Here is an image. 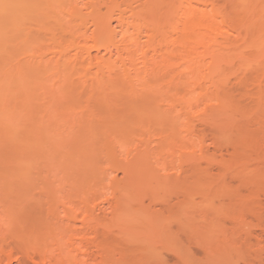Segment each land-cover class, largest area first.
Segmentation results:
<instances>
[{
    "label": "bare ground",
    "instance_id": "bare-ground-1",
    "mask_svg": "<svg viewBox=\"0 0 264 264\" xmlns=\"http://www.w3.org/2000/svg\"><path fill=\"white\" fill-rule=\"evenodd\" d=\"M81 1H83V4H85L84 0H0V57H1L0 60H2V62L0 61L1 62L0 64L1 66L0 67V119H2L1 122L3 123V124L0 123L1 124L0 127L2 126L5 127V132L8 135V137L9 136L12 137L13 133L15 134L14 136L17 137V138L12 137L13 139L9 137L11 139L9 142L13 140L12 143L13 142L18 143L20 139L19 143H21L22 148L20 147V144L18 143L19 145L18 149L21 148L22 150L21 149L20 150L23 152V156L20 155L22 158L21 159L20 157L17 158V161H19L17 162L18 164L15 163L13 165V168L14 166H16L15 168H17V166L19 165V169L17 168L16 170L13 169V170L8 171L9 173H11V175L7 174V172L4 176L3 174H0V176L1 175L3 176V177L1 176L0 180L2 181V179L4 178L3 182L0 181L1 182L0 185L2 183L4 184L6 183L5 185L3 184L0 186L2 188V189L0 188V194L1 193L3 194V195L1 194L0 199L2 198L7 201L9 197L10 198L12 197L11 200L9 199L10 201H12L11 204H14V201H16L17 203V200H18L17 196H16V200L14 198V196L18 193L17 190H19L20 187L21 189L22 188L28 189V187L31 188L30 186L32 183L34 187L38 185L36 188L37 191H39L38 194H41L42 191L43 193L45 192V194L43 195H46V193L48 194L47 189L46 191L40 190V189H45L47 187L45 186L44 188V182H45L44 176L45 175L43 174L44 175L43 176L41 172V175H42L41 177V175L38 173V171H42V169H44L45 166L43 165L45 164L41 165L42 167L40 166L41 170H39L37 166H36L37 167L36 169L34 164L37 165L39 164V162L41 163V161L44 160L43 158L39 156L37 157L36 156L37 153L43 154L45 150L49 151L48 147H47L48 149L47 148L44 149V147H46V145L49 144L48 143L45 145V142L47 141L48 138L45 137L44 134L45 132L49 130L48 128H51V126L47 128L48 130L46 129V126H44V123L46 122L45 119L43 118L44 114L42 115L43 117L40 118L43 120L41 121L38 120L39 122L34 118V114H35L34 108L35 107L32 105L36 100L35 98L37 97V96L35 97V94H36L35 91L36 92L40 90H41L40 92L43 91L44 93L43 95H45L44 98L46 96L48 98H52V97L54 98L55 96L60 97V95L61 97H69L72 94L75 95L76 94L75 92L73 93L69 92V89L71 91L75 89L74 84L76 82H73L75 78L72 79L75 75L79 76L78 79L80 83H82L84 86L85 84H88L89 87H91V90L88 91L90 93V96H89L90 99L91 98L95 99L96 96L97 97L99 96L100 98L101 97L106 98L111 95L121 96L124 91L123 86H122L123 76H125L124 79L127 78L129 80V85H130L129 89H131L130 90L131 92L128 91V93L130 92L129 95L127 92H126L127 93L126 95L135 97V100L136 98H139V97H141L140 100H143V99L145 100V99L152 97L153 95H155L156 98L157 96L158 98L160 97V99H162L163 97H167L169 99L168 101H170L169 102L170 104L166 105L165 103L164 105L166 106H163L162 104V106L160 107H158L157 105L158 108L155 110V112L153 111L154 112V115L152 114L153 117H151V120L148 118L150 122H146V124L154 122V124H156L157 126L159 125L160 127L162 126V124L165 123V120H167L168 116L170 115L169 113L175 112V115H176L174 116L175 119L171 118L173 121L170 120L171 129L169 128L170 130L168 129L166 130V131H169V133H167L166 131L163 132V130L161 129L162 131L161 133H159L158 137L156 139H153L151 138L153 137V135L150 136L148 133V130H149L148 128L142 129L146 127V124L141 123V126L139 127H142V128L141 129L139 128V129L141 131L143 130L142 132L146 131L148 135L150 136V138H147V137L142 138L143 133L140 131L141 135L138 132L139 138L131 139L129 137L131 140H126L125 139L126 138L125 136L127 135L126 133H128L129 135L130 131L128 132V130L129 129L132 130L131 128L134 127L133 126L134 123L132 124L127 123V122L123 123V121L125 120V118L123 119V117H125L123 116L124 115L123 109L117 111L111 108L115 112L112 110L110 111V113L113 112L111 114L112 115L111 118L113 121L111 120L110 123H108L107 126L109 127L106 128L107 130L105 129L106 131L104 130L103 133H101L102 131L101 132L98 131L99 132L98 133L92 127L93 131L91 130L92 132H88L92 134V137L91 135L87 134L88 135L87 137H89L90 141L85 138L87 142L89 141L91 143L88 142L89 145H83L85 147L84 148L82 147V149L80 148V150L78 151H76L77 150L76 146L77 145L79 146L80 144L75 145L76 149L72 148V149H75L74 150L75 153L78 152L77 154H79V156H83L81 157L84 160L83 164L86 163L90 165V167L93 166L90 169L98 168V167H94V163L95 164L97 163L95 162L98 159L97 157H100L102 154H104L103 156L107 159L106 161L112 163V164L109 163L110 165H113L112 168L110 166L111 170L120 169L125 174L126 177L128 178L131 177L129 179L130 182H131V179H132V183L135 181L133 183L134 184L133 186H131L132 184H130L132 188L136 185L138 179L142 180V181H139L138 185L141 182H143L142 184H145L146 181L144 180V178L146 180L151 178L152 181L154 180V182L156 181V183H158L157 185L167 186L169 185V183H167L169 179H170L169 181L170 183L171 181L176 183L177 181L176 176L179 175L178 179L181 178V181H183L182 179L185 177L187 179L188 176H189V179L190 177L196 179L195 181H197L196 183H198V186L196 189L199 192H208V191L213 192L214 191V192L221 193L222 191L225 190L224 193L222 192L223 194L228 195L229 193V195L233 196V194L236 192L237 195L234 194V197L235 195L237 197L239 193L237 189H234L235 192L231 194L230 192L232 191L231 188L230 189L227 188L230 186V184L226 182L228 178L224 179L227 176L231 175L232 177L233 176L232 174H234V177L238 178V180H240L239 178L241 177L242 178L241 180L244 181L242 182L244 185L246 182H248L249 184L250 183L254 184V181L256 180H259V181L262 180V183L259 181H256L255 185H257V183H259L260 185L264 184L263 183L264 177H262L264 176V174H262L264 170L260 172V170L264 169V166L261 165L263 167L261 166L259 167V165H257L258 163H256L257 159L259 160V157H260V156L256 157V155L258 154V148L260 146V145L258 146V144L260 143L262 144V141L258 143V141L261 140V139L258 140V137H260V135L264 137V135L261 133H259L260 134L259 135L257 132H255L259 135L257 137V135L253 133L255 130L252 132L249 131L251 130V128L248 129L247 123L249 122L248 125L250 126V123L253 122V120H255V119H251L252 121L251 122L249 121L250 116L252 114V111L250 109L251 106H249V104L248 105L246 104L247 106L242 105L240 102L241 100H238V98H240V93H242V95L247 96L245 97L246 99L248 97L250 98V99H247V100H250L249 102L253 104L254 102H256V107H255L256 109L254 112H256V110L258 109L257 112L260 110L259 112L261 113V108L262 106H264V0H165V4H162L161 7L156 2L158 1L163 2L164 0H149L148 2L146 1V4H140L142 1L137 0L136 2L142 5L141 7H144L143 5L148 6L146 7V9L149 8V10L144 9V12L138 3H136V5L138 4L139 7L135 9L133 8L134 7L133 4L135 3V0L134 2L132 0H126L129 4V7L131 6V3H133L132 11L139 12L141 10L140 13L141 12L145 13V11L146 13L149 12L148 15L146 14L147 16L145 17V18L150 17L148 18L149 20L147 19L148 23L145 19L143 21H146V22L141 21V23L142 22L147 23V25L145 24L146 25L145 27L144 26L137 27L138 25L137 23H139L141 16L139 15V13L137 12L135 13L131 11L133 14H135L134 17L138 19L140 18L139 21L136 23L137 25L135 24V28H133L134 34L130 30V28H132V23H130V20H132L131 19L132 17L130 18L129 16L127 17L123 16L124 15L123 12L125 13L126 11L124 10L122 11L120 9L122 7L118 9V11L120 10V12L116 14L115 17L117 18L115 17L112 18L111 14H114L115 12L111 13L109 15V18L107 16H106L107 18L106 17L102 18L103 14H106V13L101 12L100 16L102 17L99 16L100 17L99 18V17H96L97 15H95V14H98L96 13V9H95L97 8L95 6L99 4L97 2L98 0L94 2V4H91L93 2L91 1L90 4L93 5L95 8L93 7L92 9L91 7V9L89 10H91V13H92L91 15H94V16L90 17V18H93V19H89L90 21H88V19L86 20L90 22V24L92 23L91 24L93 27L92 29L90 26L88 28L87 26L86 27L81 26V28L78 26L75 33H73L75 34L76 38L73 37L74 38L73 39L71 36L72 38L71 41H66V42L64 41L65 44L61 40H58V39L56 40V37L54 39L51 38L53 42L54 40L56 42H54V44L53 43L50 44L51 46L53 45V47L50 48V50L52 49L53 50H52L51 56L49 55L48 58L45 54H43L44 50L41 49V47L40 49L43 51V52L41 51L42 52L41 55L38 54L39 52L37 53L39 49L38 50L32 49L34 47L30 46L31 44L30 39H32L33 41V38L31 36L32 34H30L31 31H29L30 23H33L32 27L36 26L35 28H37L38 26L39 27L37 28L39 29L38 31H41V29H45V26L46 28L48 27L49 29L56 31L54 30V28H56L55 26H58L59 27L58 30L61 29L63 33L64 31L68 33L67 30L69 26L71 25V23H73L74 21H76L79 24L84 22V21H81L82 19L79 18L81 17L82 14L77 12V7L78 5H80ZM105 2L111 5L112 4L111 2L113 1L110 2V0H107V1H104V4ZM95 3H98V4H95ZM116 3L117 2H115V4ZM115 4L111 6L115 7L116 6ZM81 6L80 8H82ZM87 7H90V5H88ZM136 14H138L140 17ZM82 17H84V15H82ZM128 17L130 18V20ZM125 18L128 20L126 21L129 23L125 22ZM143 18H144V15L142 19ZM51 19H52V22L50 21ZM76 19L77 20L80 19V20L77 21ZM47 20L49 21L50 24L48 23ZM114 20H117L116 22H117L118 28H115L113 26ZM51 24H53L54 27H51L50 26ZM82 27H85V28H82ZM72 29L75 30L73 26L71 30ZM47 33L48 32H46V34ZM54 33L55 32H53V35ZM89 34L91 35L93 40L92 38L89 37ZM77 35H79L78 38H77ZM142 36H145L144 38L146 39V41L143 42V39L141 40ZM88 37L90 38V40H92V42L95 40L93 42V44L95 43V45H92V46L96 48L98 47L97 45L101 46L100 44L103 41L102 43L103 45L101 47H104V48L98 47L97 49L99 50L96 56H93L91 53L90 49L93 47L91 46V48H89L87 46L88 41H89L87 39ZM34 40L36 41L37 45L34 44L33 42L32 43L33 46L34 45L38 46V43L41 42V40L39 41V39L38 40L34 39ZM100 40L102 41L100 42ZM104 40L106 41L104 42ZM47 47L48 46H46L45 49H47ZM70 49H73L75 51L74 54L72 55L70 54L69 52ZM100 49H104L105 53L101 54ZM50 50H48V52L45 51L44 53L47 52L48 54L49 52H51ZM19 52L20 54H18ZM124 53L129 54L128 56L130 59L128 58L129 60L128 62L123 61ZM22 55L24 56V60H25L24 64L27 65V68L24 65L26 68L24 70L26 71H23V70L16 71L17 70L16 66L18 64V62L16 61V58L18 56V59H19V57L21 58ZM67 59L71 60L70 61L72 65L71 67H69L68 65L67 66L63 65L62 62H64V60L66 61ZM22 61H23V58H22ZM22 61H20L19 66L20 65L22 66ZM45 65H47L49 69L53 65L54 72L52 74L50 73L51 75H49L50 76L49 79H48V75H46L47 73L45 74L46 76H43L44 78L47 77V79L45 78L46 81L48 80L51 83L53 81V84H51L52 87L51 88L49 87L48 89L47 86L45 87V84L42 85L43 83H40L42 81L38 80V83H40L41 85L37 84L36 85L37 88L33 87L34 89H32L31 87L37 83L35 82L37 81V78L33 76H36V77L39 76L38 78L40 79L41 72L42 71L45 72V69L47 68ZM41 67L43 68L39 70L38 68H41ZM133 68L136 72L135 73L136 76H134L135 74H133L134 73ZM37 69H38L37 74L39 75L36 74ZM44 72H42V74ZM253 73L257 74L255 75L256 76L255 78H257L255 82L253 79H250L253 77L254 75ZM137 74H141L142 76L138 77ZM132 75L135 78H133ZM231 77H233L234 78L233 80L237 82V85L239 86V87L237 86V88H239L238 90H242V91L237 90L239 93L235 91L233 87L229 85ZM249 79L252 82V84H249L251 83L249 82ZM160 81L161 83L163 82L165 84L164 85L160 84L159 83ZM30 85L32 86L30 87ZM250 85L251 86L253 85V90L251 91L248 88L250 87ZM72 86L74 87L73 90L71 89ZM76 86H81V84L80 85L77 84ZM45 88H47V90ZM56 88L58 89V91ZM108 89L112 90L113 93L109 94L107 91ZM86 90H81V92L85 93L87 92ZM79 94L81 93H78L76 95H79ZM120 98L121 97H119V100ZM245 98L243 99L242 97L240 99L245 101L246 100ZM251 99H253V101H251ZM138 101L139 100H137V102ZM168 101L165 100V102H168ZM244 101L242 103H245ZM137 102H134V103H137ZM140 102H142L143 103L142 106H144L145 102L143 101H140ZM108 104L110 103L108 102ZM114 105H116V101ZM136 105L137 104H135L132 110L135 111L138 108L142 109L140 106L136 107ZM148 105L149 103L147 104V106ZM178 108H180V111H177V114H176V110ZM124 110L126 111L127 109H124ZM130 111H131V108H130ZM143 111L145 110L143 109ZM137 112L138 111H135V113ZM120 113L121 115L117 117V115ZM142 113L140 114V112H138V115L139 114L144 115ZM133 115L134 113H132V116ZM90 116L91 114L89 115V117ZM130 116H131V113H130ZM255 116H258V114ZM91 117H94V116H91ZM107 118H109V116ZM109 119L107 120L109 121ZM128 120L129 119H127V121ZM252 124L257 125L254 123ZM262 124L264 123L262 122ZM198 125L199 126L201 125L209 126L210 129L211 128L213 129V130L211 129V131L215 130V132H212V134L214 133V136L211 135L213 136V138L211 137L212 138L211 140L212 142L214 141L215 146L217 148L224 147L227 149V151L231 149V151L227 152V154H229L228 157L230 156L229 158L224 157L222 154H221L222 157L219 155V158H217V154L216 156H213L210 153L209 154L205 153V151L208 152V150H205L206 147L204 145V142L206 141L205 139L198 137V134H199ZM107 126L104 125V127H107ZM3 127H2V130H3L2 132H4ZM149 127L150 129H152V126H149ZM8 129L13 133L9 132ZM205 130H208V129H205ZM50 131L48 132L50 133ZM7 132H9V134ZM201 132H204V130H202ZM71 133L72 131L69 132V134ZM132 133L134 134V131ZM145 136L146 135L144 134V137ZM202 136H204V133ZM176 137L178 138L180 137V140L183 141V143H181L180 145H177L179 148H177L176 145L174 144L175 140H177ZM91 138H92V141H91ZM204 138L206 137L204 136ZM14 139L18 141H15ZM62 142L63 140H61V143ZM65 142H66L65 148H67L66 146H68L67 145L68 142L67 141ZM12 143H9L8 145L11 144L10 145L11 147L13 145H16L14 143L12 145ZM88 143H85V144H88ZM255 144L257 145V152H255L256 150H254L256 147ZM8 145L2 146L0 148H4V150L8 149V148H5ZM53 145H55V143ZM54 147L56 149L59 148V147L57 148V146H54ZM171 147L177 148L178 152L180 153V157L178 159L181 158L180 160L183 165V166L182 165L180 166L182 168V171L180 173L175 172L177 174H174V176L172 174H169V171L167 169L168 167L166 166V164H163L164 162L163 160H166V156H167V154L166 156H164L163 152L168 150L171 153V155L168 154L169 156H172V157L175 156V155L174 156L172 155V152L173 150L175 151L176 148L172 149ZM169 149H172V150L170 151ZM14 150L15 148L13 149V151ZM59 150L57 151L60 152ZM177 150L175 151L176 153H178ZM262 150H260L261 153L259 154L262 155L260 159H262L261 161L263 163L264 160H263ZM79 151H82V155ZM252 151L255 153L256 158L255 157L254 158L256 160L252 157L253 154L251 155ZM56 153L57 152H55L54 154ZM68 154H69L68 156H70L69 150H68ZM173 154L175 153L173 152ZM15 156L13 158H16ZM163 156L165 158H162ZM65 157H66V154H65ZM76 157H78V155ZM76 157H71L72 159H74V162L81 161V160H77L78 158L75 159ZM7 158H10V157H7ZM38 158H40L41 160L37 161ZM129 158L131 160H128ZM46 159L47 158L45 157V160ZM203 159L209 162L208 167L211 168L210 162H213L212 163L213 165H217V167L221 166V168L225 170L224 172V170L223 169L221 170V168L219 167L221 172L218 175L220 176L223 175L221 176L222 178L219 179V181L221 182L223 180L222 185H221L222 188L220 186L221 189L219 188V185H218L219 181L217 182L218 186L216 185V183L214 184L216 186L211 185L214 179L213 178L214 176H212L214 174H211V171L213 170H210L208 167L201 168L200 161ZM12 160L15 161L16 159H12ZM45 160L42 161V163L46 162ZM68 160L66 159L65 162H67ZM123 160H126V161H124L123 163ZM36 161L37 163H35ZM151 161H153L157 166L156 167L152 166L154 163ZM252 161L255 162L254 165H252L253 164ZM7 163H8L6 164L7 166L9 165V163H11L12 165V162H7ZM47 163H50V162H47ZM255 165H257L258 167H256ZM33 168L34 170H37V173H38L37 175L35 171H33ZM110 168H108V170H110ZM258 168H261V169H258ZM108 170H106V172L104 171L105 172L104 176L107 179L110 178L108 177L109 175L114 176L113 174L114 172H109ZM11 171H13V173ZM102 172H101V175L104 174ZM228 172L230 173V175ZM94 173L92 174L90 171L89 174L93 176ZM97 173L98 172H96L95 175ZM86 174L89 175L88 173ZM261 174L262 176L259 177V175ZM33 175L34 176L36 175L37 178L34 177ZM172 176L175 177L176 181L173 180L174 178H171ZM255 176H256V178H254L255 180L251 179V177H255ZM101 177L102 179H104L103 176ZM245 177H248L249 179V180L247 179L248 181L246 182H245V179H243ZM41 179H44L43 183H41ZM33 180L35 181L40 180V182L36 181L35 183L33 182ZM251 180H253V182ZM178 182H180V179L178 180ZM248 183H247V186H248ZM39 184L41 185L40 187H39ZM150 184L153 185L154 183H150ZM243 184H240V185L242 186ZM255 185L248 186V187L252 188L254 186L253 187L254 189ZM33 186H32V190L35 189ZM213 186L215 188H213ZM15 187H19V189L18 188L16 189ZM257 187L262 188V186H256V188ZM4 188H6V190ZM82 188H84V186H82L81 189ZM134 188H136V186ZM120 189H122L120 190V192L121 191L122 192L119 194H121L120 196H122V198H120L117 201V203L115 202V204L113 205L115 210L119 213L118 214L119 216L116 215V220L118 219V217L121 218L123 216L122 211H124L125 207H128V205H125L126 201L123 202V188H120ZM48 190L50 191V189ZM136 190L139 191V189H135V191ZM13 191H14L13 193L14 195L11 193ZM260 191L261 190H259V192ZM19 192L21 193V190H19ZM23 192L25 193L27 191L23 190ZM28 192H30L29 189H28ZM52 192L53 191L51 190L50 193L52 194ZM24 193H22V195L18 197H21V198H23V196L26 197L25 195L27 193L26 194ZM30 193H28V196H27L28 199L32 197V198H36V200H39V196L46 197L43 195L38 196L37 192H34V196L36 193V196L34 197L32 195L33 193L32 194ZM4 194L6 197L3 198L2 196H4ZM11 194L13 196H10ZM53 194H55V192ZM59 195H56V197ZM118 196L115 197V200H117ZM257 196H259V194ZM138 198L139 197L137 198L135 197L134 199L139 203L142 198L139 199V201H138ZM26 199L25 200L23 199V200L26 202ZM236 199L239 200L240 198L239 199L236 198ZM31 200L30 201L28 200V202H26L28 204L26 205L27 206L29 204L30 205L35 204V205L28 206V208L26 205H24V208L22 207L24 211L20 208L21 206L19 207L20 203L16 205L19 209H17V207L15 206H12L9 208L7 205L9 203L8 202L5 203L2 200L3 203L6 204V206L2 208V213H0L1 214L0 216V240L5 241V243L4 242L2 243L7 244V246H4V248H2L1 245L3 244L0 245V247L2 248V249L0 248V255L2 254L3 256H5L4 253L7 254L8 255L7 257H9L11 261L14 258H19V257H16L18 255L14 256V253L12 254L13 252L12 247L15 244L20 246L18 253L22 254V256L24 257V260L25 259H27L28 261L30 260V262L34 264H92L90 263L92 261L90 258L92 255H89V252L91 251L90 249L91 247H94L97 251L98 256H100V260L98 264H123V263L126 264L127 262L123 261V254L125 258H130V259L131 257L136 256V254L133 255L131 254L132 252L130 253L131 249L129 248H125L127 250L123 249L125 251V253H123L124 251L120 249L118 246L120 243H118L116 240H112V238L109 239L108 238L109 236L107 237L105 233L102 232V234H104L105 236H103L102 234L101 235L98 234L97 231L99 229L96 230V228L93 227L98 224H96L95 222L96 218L92 217L94 216L92 213L95 209H90L91 206L89 207L84 206L83 208L88 207L89 209H86V208H85L86 210L83 209L84 210L83 213L82 211H80L81 213L78 211L82 216L80 215L77 216L78 214L76 213L78 212H74L75 210L73 209H71L70 212L68 211V213L70 214L66 213V215H69V216L65 218L67 220V218L70 217V219L68 218L69 219L68 223H63L64 222L63 220H61L63 222H59L60 221L59 220L57 221L58 223H55L54 225V227L58 226L61 229L65 228L63 230H66L67 232V233L59 234L53 231L54 230L53 224L51 225L52 226L51 228L49 225H48L49 227L44 225L45 223H43L42 218L40 217L41 214L39 213V210L41 209L38 206V204L40 205L39 203L40 200L39 202L37 201L38 204L34 203L36 202L35 199H34L35 200L34 202L32 200V203H31ZM189 200H191V203L193 202L192 199H189ZM2 201H0V205ZM48 201H50V199ZM60 201L62 202V199H60ZM93 201L92 203H94ZM238 202H236L235 204H237ZM188 203H186L183 206L185 207L187 206L189 208L190 206L187 205ZM87 204L88 203H86L85 205ZM126 204L128 203L126 202ZM195 205L196 203L194 202V206ZM0 207H3V206H0ZM73 207H75V205ZM140 207L138 210L137 209L136 210L137 211L144 210L142 207L140 209ZM32 208H34L38 212L34 211V209ZM78 209L82 210V208L81 209L78 208ZM31 211L39 213V215L36 213L37 216L34 215L35 213L33 212L32 214L30 213L31 216H36L32 218L34 219L33 220L34 222H31L32 219H30V214H28ZM41 211L43 213V210ZM71 211H73V213H71ZM21 212L23 213L25 212L27 213V215ZM120 212L122 213L120 214ZM95 215H96V212H95ZM38 216L40 217V219ZM78 217L81 218V221H82L81 226L83 228L85 227V229L83 228H82L83 230L81 229L82 231H80V229L77 228L78 226L75 225V221H79L77 219ZM35 218H37L38 220ZM27 219L29 220V223ZM73 219L74 221H72ZM92 220H95L94 221L95 223H93ZM121 222H123V220H121ZM121 222L119 221V223ZM65 224H68V225H66L65 227ZM96 227L98 228V226ZM74 228L79 229V231H75ZM91 234H94L95 236L91 238ZM118 237H121V236H118ZM122 237H123V234H122ZM119 242H123V241L119 239ZM12 243H15V244L13 246H10L12 245ZM121 245L122 246L120 247H123L122 243ZM6 247H9L10 249L8 250L9 251L11 250L12 252H9L8 250L6 251L5 249ZM148 248L147 250L153 253L150 255V252H148L146 249H143L142 251H144L145 252L144 254H146L144 255L146 256L145 258L143 256L142 251H141L142 252L141 254V252L139 253L134 249L137 255L138 253L140 254V257L138 256H137L138 258L136 257L137 259H139V261L137 259L136 261L133 258L134 261H132L133 262L132 264H143L144 262H145L144 264H146V262H148V259H149L148 256L152 257V260L155 258V256L157 259L159 258L156 251H151L152 249H150V247ZM145 250L147 251L148 254L146 253ZM179 254L178 256L181 255ZM130 259H127V260H130ZM20 261L21 260L19 258V264H25V262L28 263L27 261L22 263L23 260L21 262ZM7 264H11V262L9 261Z\"/></svg>",
    "mask_w": 264,
    "mask_h": 264
},
{
    "label": "rangeland",
    "instance_id": "rangeland-1",
    "mask_svg": "<svg viewBox=\"0 0 264 264\" xmlns=\"http://www.w3.org/2000/svg\"><path fill=\"white\" fill-rule=\"evenodd\" d=\"M91 1H93V2L91 3ZM96 1L97 0H95V1L94 0H84L85 4H83V1H81L82 3L80 2V5H78V7H77V12L81 13L82 15H84V17H82V15H81V17H79V18L82 19L81 21H84L83 23H85V24L81 23L82 24L81 25V24L77 23L76 21H74L69 26V28L67 30L68 33L66 31H64V33H63V31H61V29L58 30V28H59L58 26H55L56 28H54V30H56V31H53V30L49 29L48 27L46 28L45 24H44L45 29H41V31H38L39 29H37V28H39V27L38 26H37V28H35L36 26L35 27H32L33 23H30L29 24L30 25L29 31H31L30 34H32L31 36L33 38V41H32V39H30L31 40L30 41L31 42L30 46L34 47V48L31 47V48L34 49V50H38L39 49L37 51V53L39 52L38 54L41 55L42 52H43L41 49H43L44 52L45 51L48 52V50H50V48L53 47V45L51 46L50 44H52V43L54 44V42H56L55 40H54V42L52 40L55 37H56V40L57 39L58 40H61L64 43V41L65 42L66 41H71V39L73 37H75V34H73V33H75V31L77 30L78 26L80 28H81V26H85V27L87 26V28L90 26L91 29H92L93 28L92 25H91L92 23L90 24V22H88V21H90L89 19H93V18H90V17L91 16H94V15H91L92 13H91V10H89V9H91V7L93 9L94 6L91 5V4H94V2H96ZM104 1H107V0H98L97 2L99 4L98 3H95V4H98V5L95 6L97 8L94 7L96 9V13H98V14H95V13H93V14L97 15L96 17H99L100 14H101V12H102V13H106V14H103V17L102 16H100V17L104 18V17L107 16L109 18V15L111 13L115 12L114 14H111L112 15V18H113V17L116 16L117 13L120 12V10L118 11V9L120 7H122L123 9L122 8H120V9L122 11L123 10L126 11L125 13L123 12V14H124L123 16H125V17L129 16L130 18L132 17L131 19L134 21L133 22L128 17L129 20H130V23H132V28H130V30L133 33V28H135V24L139 21L140 18L138 19V18L134 17L135 14H133L132 12H135V11H132V7H133V5H134V7H133L134 9L135 8H138L139 6L141 7L142 5H140V4H146V1L148 2L149 0H144V2H143V0H138V1H142L143 2V3L141 2L140 4L138 2H136L137 0H135V3L134 4L130 2L131 3V6H130L131 8L129 7V4H128V2L126 0H110V2L113 1V2H111L112 4L109 2L111 5H114L115 2H117L115 4L116 5L115 7L107 4L106 2L104 4ZM132 1L134 2V0H132ZM86 2L89 3V4H87ZM101 2H102V4H101ZM136 3H138L139 6H138V4L136 5ZM156 3H158L159 6L161 7L162 4H165V0L163 2H159L158 1ZM81 4H82V6H81ZM88 5H90V7H87ZM80 6L82 8H80ZM135 6H137V7H135ZM143 6L144 7H141V9H143V12H144V9L145 10H149V8L146 9V7H148L147 5H143ZM149 6H150V4H149ZM129 9H131V10H129ZM140 11L139 12L136 11L141 16V19H140L139 23H137L138 25L137 24L136 25H137V27L138 26L139 27H141V26L142 27L143 26L145 27L147 25V23H148L147 19L150 18V17H147V18H145V17L148 15L149 12L146 13V11H145V13L141 12L142 13L141 14ZM136 15H138V14H136ZM143 15H144V18L142 19ZM115 18H117V17H115ZM83 19H85V20H83ZM86 19H88V21ZM144 19L147 21V23H143V22H146V21H143ZM79 20H77V21H79ZM126 20L127 19L125 18V22L128 21V20L127 21ZM50 21L52 22V19ZM116 21L117 20H114L113 21V26L115 28H118ZM141 21H143V22L141 23ZM48 23H49V21H48ZM127 23H129V22H127ZM34 24H36V23H34ZM139 24H141V25H139ZM50 26L51 27H54L53 24H51ZM72 26H73V28H75V30H73V29L71 30ZM85 27H82V28H85ZM128 27H130V26H128ZM131 31H130V33H131ZM43 32H45V33H43ZM46 32H48V33L46 34ZM53 32H55L54 35H53ZM70 32H72V33H70ZM50 33H51V35H50ZM71 36H72V38H71ZM78 36L79 35H77V38H78ZM34 37H36V38H34ZM89 37L92 38L90 34H89ZM89 37L87 38L89 40L87 46L89 48H91L92 45H95V43L93 44V42L95 40L92 42L93 38H92V40H90ZM142 37H141V40L143 39V42L146 41V39L144 38L145 36H142ZM34 39H36V40L39 39V41L41 40V42L37 41V42H39L38 43V46H36L37 43H36V41ZM87 39H86V41H87ZM104 39H106V38H104ZM101 41L102 40H100V42ZM105 41L106 40H104V42ZM33 42L36 45L33 46V44H32ZM58 42H60V41H58ZM40 43L42 44V46H41ZM67 43H69V42H67ZM102 43H103V41L100 44L101 46L103 45ZM46 46H48L47 49H45ZM97 46L98 47H101L99 45H97ZM40 47H41V49H40ZM92 47L93 48L90 49L91 50V53H92L93 56H96L98 54V50L99 49H97L98 47L97 48L94 47V46H92ZM101 48H104V47H101ZM52 50H50L51 51V52H49L50 54L49 53L47 54V52L46 53L43 52V54H45L47 56V58H48L49 55L51 56ZM69 52L72 55V54H74L75 51L73 49H70ZM100 52H101V54L105 53L104 49H100ZM18 54H20V52ZM128 55L129 54H126V53L123 54V58H124L123 61H126V62L129 61L128 60V58H129ZM22 58H23V61H22ZM0 59H1V57H0ZM0 61L2 62V60H0ZM16 61L18 62V64L16 66V69L17 70L16 69L15 70L16 71H18V70L19 71H21V70L26 71V70H24V69L27 68V65L24 64V61H25L24 60V56L22 55V57L21 58L19 57V59H18V56H17ZM20 61H22V66L21 65L19 66ZM70 61L71 60H68L67 59L66 61L64 60V62H62V63H63V65H66V66L68 65L69 67H71L72 65H71ZM1 62H0V64H1ZM24 65L26 66V68H25ZM45 66L47 67V65H45ZM42 68L43 67L38 68V69L40 70ZM47 68H46L47 71H46V69H45V72L42 71V72H44L43 74L41 72L40 79L38 78L39 76L38 77L33 76V77L37 78V81H35L37 83L34 86H32L33 84L30 85V87L32 86L31 87L32 89H34L35 87L37 88L36 85L37 84H40V83H43L42 85L45 84V87L47 86L48 89H49V87L50 88L52 87L51 84H53V81H52V83L49 82L48 80L46 81L47 77H45L46 78L45 79L43 76L48 75V79H49V77H50L49 75H51L54 72L53 65L50 67V69H49V67H47ZM38 69L36 70V74L38 73ZM133 70H134V68H133ZM135 73L136 72L134 70V73L133 74H135ZM27 74H29V73H27ZM36 74H34V75H36ZM37 75H39V74H37ZM137 75H138V77L139 76H142L141 74H137ZM255 75H257V74H254L253 77L250 78V79H253L254 82L257 79V78H255L256 77ZM75 76L72 78V79L75 78L74 81L72 80L73 82H76L74 84L75 85V89L72 86L71 89L72 90L74 89V90L71 91L69 89V92H72V93L75 92L76 94L81 93L79 95H76V94L73 95L72 94L69 97H61V95H60V97L59 96L58 97L55 96L54 98L53 97L52 98H48L46 96L44 98L45 95H43L44 94L43 91L42 92H40L41 90L38 91L39 94H38V92L35 91V93H36L35 94V97L36 96L37 97L35 98L36 100H35V102L32 105V106L35 107L34 108L35 109L34 110L35 111L34 118L37 121L38 120L41 121L43 119H40V118H42L44 116L43 118L45 119V121L47 123L49 122L48 124L46 122L44 123V126H46V129L48 127H50V126H51V128H48L49 129V130L47 129L48 131H50V130L52 131L54 129L52 131V133H51V131H50V133L48 131L47 132L44 131L45 132V134H44L45 137L48 138L47 141L45 139V141H46L45 142V145L49 143L48 145H46V147H44V149L48 147L49 149L48 148L47 149L49 151L45 150V152H43V154H41V153L38 154L37 153V155H36L37 157L39 156V157L43 158L44 160H45V157H46L47 158L45 160L46 162H43L42 163V161H44V160H42L41 163L39 162L40 165L39 164H37V165L34 164V166L35 167L37 166L39 170H41V167H42L41 165L45 164V165H43V166H45L44 169H42V171H38V173L41 175V172H42V175L43 174L45 175V176L43 175L45 177L44 188H45V186L47 188L40 189V190L41 191L42 190H45L46 191V189H47V192H48L49 195L47 193H46V195H43V194H45V192L43 193V191H42L41 194H38L39 191H37V189H36L38 185L37 186L35 185L36 187H34L32 185L33 184L32 183L31 186L29 185L31 188L28 187V189L33 194L30 193V192H28V189L27 188L26 189L25 188L24 189L22 188L23 190L27 191V192L24 193L23 190L21 189V187H20V189H19V187H15L16 189L18 188L19 190H21V193L19 192V190H17L18 191V193H17L18 195L16 194L14 196L15 200H16V196H17V199L20 202L17 200V203H16V201H14V204H11L12 201H10V200H11L12 197L11 198L10 197L8 198V200L10 199L9 202H8V200L6 201L5 199H2V198L0 199V201L3 200L5 203L8 202L9 204H7V205H8L9 208L12 207V206L17 207L16 205L18 203H20L19 207L21 206L20 208L23 210L24 205L28 204V203H26V202H28V200L30 201L32 199L33 202L36 200V198H32V197L30 199H28V197H27L28 196V193H30V194H32L34 196V192H37V195L38 196L39 195L46 196V197H40L39 196L40 202H39V200H36V202H34V203H37V204H38V202L40 203V205L38 204L39 208H41L39 210V213L41 214L40 217L42 218L43 223H45L44 225L47 226V227L50 226V228H51L52 227L51 225L53 224L54 230L53 229L52 230L55 231L56 233H59V234L67 233L66 230H63V229H65V228H63L64 226L60 223L63 226L62 227L63 229H61L58 226H56L58 228L54 227V225H55V223H58L57 221H59V220H60L59 222H63L64 221L63 223H68L70 217H68L69 219L67 218V220L65 219L67 216H69V215H66V213L67 214H70V213H68V211L70 212V210L73 209V210H75L74 212H78V211L80 212V211H82V213H83L84 210L89 209L88 207L91 206L90 209H95L93 211V213L92 212H90V213H92L94 215L92 217H95L96 218V221L95 220H92V221H93V223L96 222V224H98V225H96V226H98V228L96 226H93V227L96 228V230L99 229L97 231L98 234L101 235L102 232L105 233V235L107 237L109 236L108 237L109 239L112 238V240H116L118 243H120L118 245L120 249L127 250L125 248H129V249H131L130 250V253L132 252L131 254H133V255L136 254L135 257H131L132 260L130 258H125L124 257V254H123V261L124 262H127L126 264H132L133 263L132 261H134L133 258L136 260L138 257H140V254L139 253L143 249H146L147 250L148 247H150V249H152L151 251H156L157 252V255L159 256V258H158L159 260L156 258V256H155V258L157 260L155 258L152 260V257L148 256L149 259L151 258L150 259L151 261L147 258L148 259V262H146V264H264V192H263L264 191V184H261L260 185L259 183H257V185H255L256 184V181H259V180L254 181V184L253 183H250L249 184L248 182H246V181L249 180L248 177H245V178H243V179H245V182H246L245 185H244L242 183L244 181L241 180L242 179L241 177L239 178L241 180L240 181V180H238V178H235L234 177V174H232L233 176L231 177L230 173L228 172L230 176H227L226 178H224V179H227L228 178L226 182H228V184H230V186L227 184L229 186L227 188L228 189L231 188V190H232V191H230L231 194L233 192H235L234 189H237V191L240 193L239 194L237 192L239 197L238 196L236 197V195H237L236 192L234 193V194H236L235 197H234V194H233V196L232 195H229V193H228L229 196L227 194H223L225 190L222 191L223 193L221 192L222 194L220 192H214V191L213 192L212 191H210V192L209 191L208 192H199L196 189L197 186H198V183H196L197 181H195L196 179L191 178V177L189 179V176L188 175H187L188 176L187 179H186V177L182 179L183 181H181V178H179L180 179V182H178V180H179L178 179V176L179 175H177L176 176L177 177V181H176L175 180V177H173L174 174H177L175 172L180 173L182 171V168L180 167L182 165L181 160H180L181 158L178 159L180 157V153L177 150V148H179L177 145H180L181 143H183V141L180 140V137L179 138L176 137L177 140H175V142H174V144L176 145L177 148L176 147H171L172 149L173 148H176V150L178 152V153H176L175 152L176 150L175 151L173 150V152L175 154H173V152H172V155L173 156L175 155L174 157L168 155V154L171 155V153L168 150L165 151L167 153L163 152V155L164 156H166V154L168 156V158L166 156V160H163L165 162V163L163 162V164H166V166L168 167L167 169L169 171V174H172L173 175L171 178H174L173 180L176 181V183L175 182H172V181L170 183L169 182L170 179H169V181L167 182V183H169V185H167V186L166 185L165 186L157 185L158 183H156V181L154 182V180L152 181L151 178H149L150 180L147 179L148 181L144 178V180L146 181V183L144 181L145 184H142L143 182H141L138 185L139 181H142V180L138 179V181H137V183L135 185L136 188H134L135 186L132 188L131 186L134 185L133 183L135 181L132 183V179H131V182H130L129 179L131 177H129V178L126 177L125 174L120 169H118V170L117 169H114L115 171L113 169L111 170V168L113 167V165H110L112 163L106 161L107 159L103 156L104 154H102L100 157H97L98 159L95 161V162H97L96 163L97 166L94 163V167H98V168L90 169L93 166L90 167V165H88L86 163L83 164L84 160H83V158H81L83 156H79V154H77L78 152L75 153L74 150L77 147V150L76 151H78V150H80V148L82 149V147L83 148L85 147L83 145H89V143H91V142H89L90 140H89V137H87L88 136L87 134L91 135V137H92V134L88 133V132H92L93 131L92 130V127L94 128V130L96 132H98V131L101 132L102 131L101 133H103V131L106 128L109 127L107 125L112 120V118H111L112 115L111 114L113 113V112L110 113V111L112 110L111 108H113V109H115L117 111L123 109V112H124V115L123 116H125V117H123V119L125 118V120L123 121V123L124 122L131 123V124L134 123V125H133L134 127L131 128L132 130H130V129L128 130V132L129 131L130 132L131 131L132 132L134 131V134L132 132L130 134V132H129V135L130 136L128 135V133H126L127 134L125 136L126 138L123 137L126 140H131L132 138H139V135L138 134L140 133V131H141L140 129L142 128V127H139V126H141V123L146 124V122H150L151 117H153L152 114L154 115L155 110L158 107L162 106V104H163V106H166V105L170 104L169 103L170 101H168L169 99L167 97H163L162 99H160V97L158 98V96L156 98L155 95H153L152 97H150L151 95L148 96V97H150L152 99L146 97L148 99L140 100L141 97H139V98H136V100H135V97L128 96L129 93L131 92L130 91L131 89H129L130 88L129 80L127 78L124 79L125 76H123V85L122 86H123V90L124 91H123V94L121 96H119V95L118 96L117 95L116 96L111 95V96L106 97V98H102V97L100 98L99 96L98 97L96 96V98L93 97L95 99H92V98L90 99L89 98L90 93L88 91L91 90V87H89L88 84H85V86H84L82 83L79 82V79H78L79 76L78 75H75ZM134 76H136V74ZM132 77H133V75H132ZM233 77L230 78L232 81L230 80L229 85L231 87H233V89L235 91H237L239 88H237V86H238L237 85V82L233 80L234 79ZM133 78H135V77H133ZM250 79H249V82H251ZM38 80L39 81H42V82L38 83ZM159 83L160 84H163V85L165 84L163 82L161 83V81ZM77 84H79V85L81 84V86H83V87L76 86ZM249 84H252V82L249 83ZM78 87H79V89H78ZM160 87H161V85H160ZM248 88H249L250 91L253 90V85L252 86L250 85V87H248ZM45 89L47 90V88H45ZM86 89H88V90H86ZM105 89H106V87H105ZM46 90H45V92H46ZM79 90H80V92H79ZM81 90H86L87 92L83 93V92H81ZM57 91H58V89H57ZM107 91H108L109 94L113 93L112 90H110V89H108ZM128 91H130V92L128 93ZM238 91H242V90H238ZM126 92L128 93V95H126L127 94ZM126 96H128V97H126ZM119 97H121L120 98L121 101L119 100ZM242 97L244 99L247 96L246 95H242V93H240V98H242ZM143 98H145V97H143ZM240 98H238V100H241L240 102H241L242 105L247 106L249 104V106H251L250 109L252 111V114L250 116V120L249 121L251 122L252 121L251 119H255L256 120V121L253 120V122L250 123V126L248 125L249 122L247 121L248 122L247 123L248 129L251 128V130H249V131L252 132V131L255 130L253 133L257 132L258 134L261 133V134L264 135V133H263L264 132V127H263L264 124H262V122L264 123V118H263L264 117V115H263L264 114L263 113L264 106H262V108H261V113L263 115V117H262L261 113L259 112L260 110L257 112V110H258L257 109L256 112H254L255 109H256L255 108L256 107V102H254V104L251 103V102H249L250 100H247V99H250L249 97L247 99L245 98L247 100V102H246V100L244 101V100H242ZM48 99H49V101H48ZM137 100H139L138 101L139 103L137 102ZM165 100L168 101V102H165ZM36 101H38V102H36ZM115 101H116V105H114ZM140 101L145 102V104H144L145 107L142 106L143 103L140 102ZM243 101L245 103H242ZM251 101H253V99H251ZM108 102L110 104H108ZM134 102H137V103H134ZM147 102L149 103L148 106H147V104H148ZM140 103H142V104H140ZM165 103H166V105H164ZM135 104H137L136 107L140 106L142 108V109H139L138 108L140 111L138 109L135 110V111L140 112V114L142 112H144V113H142L144 115H140V114L138 115V112L135 113V111L132 110V108H134ZM138 104H140V105H138ZM109 105H111V106H109ZM153 105H154V107H153ZM157 105H158V107H157ZM125 106H127V107H125ZM123 107H125V108H123ZM260 107H259V109H260ZM130 108H131V111H130ZM124 109H127V110L125 111ZM143 109L145 111H143ZM112 111H114V110H112ZM177 111H180V108H178L176 110V114H177ZM95 112H96V114H95ZM130 113H131V116H130ZM132 113H134V115H133L134 117L132 116ZM259 113H260L261 116L259 115ZM46 114H47V116H46ZM90 114H91V116H94V117H91L90 116L91 117L90 118L89 117ZM169 114H168L169 116H168L167 120H165V123L166 124L165 123L162 124V126L164 125L163 127L162 126L159 127V125L157 126L153 122V123H147L148 125L146 124V127L142 128V129L148 128L149 130L148 129L147 130H148L149 135L150 136L153 135V137H151V138L156 139L158 137L159 133H161L162 130H163V132H165L167 129L168 130L171 129L170 128V123H171L170 120H172L174 118V116H176V115H175V112H172V113H169ZM257 114H258V116H255ZM119 115H121V113L118 114L117 117H119ZM101 116H103V117H101ZM108 116L111 119L107 118ZM126 116L127 117L130 116V117L127 118ZM142 116H143V118H142ZM120 117H122V116H120ZM134 118H136V119H134ZM256 118L258 119V121H257ZM107 119H109V121ZM127 119H129L130 121L129 120L127 121ZM1 120L2 119H0V123L3 124L1 122ZM143 120H145V121H143ZM101 121H103V122H101ZM260 122H261V124H260ZM252 123L257 124L258 126L257 125H253ZM1 124H0V126H1ZM104 125L107 126V127H104ZM149 126H152V129H150ZM167 126H169V127H167ZM2 127H0V145L3 144L2 146H5V145H8L9 143H12L13 140L11 142H9V141L11 139H13L14 137H16V136H14L15 134L8 129L9 132L13 133V135H12L13 138L11 136H9V137H11V139H10L8 137V135L6 134V132H5V127H3L4 132H2L3 131L2 130ZM200 127L201 128L202 127L203 128L205 127L204 129L202 128V130H204V132H201L202 130H201ZM198 128H199L198 130H199V134H200V135L198 134V137L199 138H203L206 141V142H204V145L206 147L205 150H208V152L205 151L206 154H209L210 153L213 156H216V154H217V158H219V155L221 157L223 155L226 158H229L230 157V156L228 157L229 154H227V152L231 151V149H229V151H227V149L224 148V147H223L224 149L223 148H217L215 146L214 141L212 142L211 139L214 136V133L212 134V132H215V130L214 131H211L212 128L210 129L209 126H202V125L201 126L198 125ZM261 128H263V129H261ZM205 129H208V130H205ZM63 131H64V133H63ZM66 131H67V133H66ZM71 131H72V133L69 134V132H71ZM9 132H7V133L9 134ZM144 132H142L143 133V135H142L143 137L142 138H146V137L147 138H150V136L148 135V133L146 131H144ZM166 132L169 133V131H166ZM203 133H204V136L206 138H204V136H202ZM257 133H255V134L258 137L260 134L258 135ZM123 134H125V133H123ZM144 134L146 135L145 137H144ZM52 135H53V137H52ZM131 135H132V137H131ZM140 135H141V133H140ZM211 135H213V136H211ZM42 137H43V135H42ZM262 137H263L262 135H260V137H258V140L261 139L260 141H258V143H260L262 141V144L261 143L258 144V146L260 145L261 147L259 146L260 149L258 148V154L256 155V157L257 156H260V157L262 156L259 153H261L260 150L263 149L262 152H263V160H264V144H263L264 143V137L263 138ZM85 138L87 140H89L88 141L89 143L85 140ZM14 140L15 141H18L16 139H14ZM58 140H60V141H58ZM61 140H63L62 143H61ZM64 140L68 142L67 143L68 146H66L67 148H65L66 142ZM19 141H20V139H19ZM19 141H18V143H19ZM84 141H86V142H84ZM91 141H92V138H91ZM82 142H83V144H82ZM13 143L16 144V145H13ZM13 143H12V145H13L12 147L10 146L11 144L5 147V148H8V149H5L4 150V148H0V172H1L0 174H3V176L6 174V172H7V174H10L11 175V173L8 172L10 170H13V169L16 170L17 168L19 169V165L17 166V168H15L16 166H14V168H13V165L15 163L19 162V161H17V158L20 157V159H21L22 158L21 156H23V152L21 151L22 150L21 149L22 148L21 143H19L20 144V147H21V148L20 147L19 148L21 150L18 149V146H19L18 143H16V142H13ZM52 143L53 144L55 143V145H53ZM85 143H88V144H85ZM77 144H80L79 145L80 147ZM75 145H77V146L75 147ZM2 146H0V147H2ZM54 146H57V148L58 147L59 148L56 149ZM255 146H254L255 147L254 150H256L255 152H257V145L255 144ZM9 147H11V148H9ZM14 148H15V150L13 151ZM63 148H65V149H63ZM72 148H75V149H72ZM59 149H61V150H59ZM172 149H169V150L171 151ZM57 150H59L60 152H58ZM68 150H69L70 156H68L69 155L68 154ZM253 151H252L251 155L253 154L252 157L254 158L255 157V153ZM55 152H57L56 153L57 155L54 154ZM79 152L82 155V151H79ZM60 153H62L63 155L60 154ZM65 154H66V157H65ZM76 154L78 155V157H76L77 156ZM14 156L16 158H13ZM164 156L162 158H165ZM7 157H10V158H7ZM62 157H63V159H62ZM71 157H76L75 159L78 158L77 160H81V161L74 162V159H72ZM260 157H259V160L257 159V162H256V163H258L257 165H259V167L261 165L264 166V161L262 163V161H261L262 159H260ZM4 158L6 159V161H5ZM11 158L12 159H16V160L13 161ZM38 159H37V161H40L41 160L40 158H38ZM66 159L67 160L69 159L70 161L68 160L67 162H65ZM128 160H131V159L129 158ZM255 160H253V161H255ZM37 161L35 163H37ZM124 161H126V160H123V163H124ZM253 161H252V163H253L252 165H254V163H255ZM7 162H12V165H11V163H9V165L7 166L6 165V164H8ZM47 162H50V163H47ZM151 162H153V161H151ZM55 163H57V164H55ZM212 163L213 162H210V165H211V168H212L211 169L210 167H208L209 162L206 161L205 159H203V160L200 161V164H201L200 166H201V168L208 167L210 170H213V171H211V174H214V175H212V176H214L213 177L214 179H213V183L211 185H214L215 183L217 185L218 184L217 182L219 181V179L222 178L221 176H223V175H221V176L218 175L221 172L220 171L221 166H219L220 167L219 168V167H217V165H213ZM214 163H216V162H214ZM53 164L56 165V166H54ZM154 164L152 166L156 167L157 165L156 164L154 165ZM216 164H218V163H216ZM87 165H88L89 168L87 167ZM257 165H255V166L258 167ZM110 166H111V168H110ZM263 166H261V167H263ZM37 167H36V169H37ZM99 168H101L103 172ZM108 168H110V170H108ZM88 169H90V170H88ZM222 169L223 168H221V170ZM258 169H261V168H258ZM106 170H108L109 172H114L113 173L114 176L109 175L108 177H110V178L107 179L104 176ZM263 170L264 169L260 170V172L263 171ZM33 171H35L36 175L38 174L37 173V170H34V168H33ZM90 171H91L92 174L94 172L95 173L98 172L97 173L98 175L97 174L95 175V173H94V175L92 176L91 174H89ZM11 172L13 173V171H11ZM101 172L104 173V174L101 175ZM224 172H225V170H224ZM86 173H88L89 175H87ZM262 174H264V172ZM262 174L259 175V177L262 176ZM36 175L35 176L33 175V176L36 177ZM42 175H41V177H42ZM217 175H218L219 178L217 177ZM1 176H0V178H1ZM101 176H103L104 179H102ZM262 177H264V176H262ZM64 178H66V179H64ZM254 178H256V176L255 177H251V179L255 180ZM3 179H2V181L1 180L0 181L3 182ZM253 180H251V181L253 182ZM36 181L37 182H40V180L39 181L36 180ZM36 181L33 180V182H35V183H36ZM43 181H44V179H41V183H43ZM74 182H76V183H74ZM222 182H223V180H222ZM222 182L219 181V184H218L219 185V188L222 185ZM259 182L262 183V180H260ZM150 183H154V184L152 185ZM247 183H248V186L255 185V188L253 189L254 186L252 188L251 187H248L247 186ZM3 184L4 183H2L1 185H3ZM130 184H132V185L130 186ZM149 184H150V186H149ZM240 184H243V185L241 186ZM216 185H214V186H216ZM32 186L35 188V189L33 188L34 190H32ZM40 186L41 185L39 184V187ZM82 186H84V188L81 189ZM214 186H213V188H215ZM256 186H262V188L261 187H257L256 188ZM120 188H123V202L126 201L128 204H126V202H125V205H128L129 208L128 207H125L124 211H122L123 213L120 212V214L121 213L123 214V216L121 217L123 219H121L120 217H118V219L116 220V215L119 216L118 215L119 213L115 210V208H114L113 205L115 204V202L117 203V201L120 198H122V196H120L121 194H119V193L122 192V191L120 192V190H122ZM130 188H132L134 190H132ZM216 188H218V187H216ZM221 188H222V186H221ZM4 189L6 190V188H4ZM48 189H50V191ZM135 189H139V191L138 190L135 191ZM255 189H257L258 192ZM51 190L53 191L52 194L50 193ZM259 190H261L260 191L261 193L259 192ZM215 191H217V190H215ZM226 191H228V190H226ZM54 192H55V194H53ZM11 193L13 194L14 191L11 192ZM22 193H24V194L27 193L25 195L26 197H24V196H23V198L18 197V196H21ZM1 194H0V196H1ZM12 194L10 196H13L14 195V194L13 195ZM30 194H29V196H30ZM258 194H259V196H257ZM6 195H8V194H6ZM56 195H59V196L56 197ZM87 195L88 196L90 195V196L88 197ZM136 195H138V196H136ZM35 196H36V193H35ZM116 196H118L117 197V200H115V197ZM2 197L3 198L6 197L5 194ZM135 197L136 198L139 197L138 198V201H139V199H141V198L142 199L138 203L134 199ZM51 198H53V199H51ZM236 198H238V199L240 198V199L237 200ZM20 199H22V200L23 199L24 200L26 199V202L23 200L25 202L24 203ZM49 199H50V201H48ZM56 199H57V201H56ZM60 199H62V202L60 201ZM189 199H192L193 202L191 203V200H189ZM256 199H257V201H256ZM32 200H31V203H32ZM89 200H91V201H89ZM186 200H187V202H186ZM3 201L1 202V205H0V206H3V207H0V209H1L0 210V213H2V208H4V206H6V204L3 203ZM43 201H44V203H43ZM92 201L94 203H92ZM238 201H240V202H238ZM258 201L259 202L261 201V202L259 203ZM188 202H190L191 204L188 203ZM194 202L196 203L195 206H194ZM236 202H238L239 204L238 203L235 204ZM21 203H22L23 206L21 205ZM86 203H88V204L85 205ZM186 203H188L187 205L190 206L189 208L187 206H186L187 208L185 206H183ZM37 204H36V206H37ZM45 204H47V205H45ZM34 205H32V204L30 205L29 204L28 206H34ZM74 205H75V207H73ZM92 205L93 206L96 205V206H94V208H93ZM250 205H252V206H250ZM28 206H27V208H28ZM36 206H35V208H36ZM84 206H88V207H85L86 208L85 209V208H83ZM140 206L144 210H142V211L139 210L140 211L139 212L137 210L139 209ZM98 207H100L101 209L98 208ZM141 207H140V209H141ZM78 208H80V209L82 208V210H79ZM17 209H19V208L17 207ZM32 209H34V208H32ZM41 210H43V213H42ZM25 211H26V209H25ZM34 211H37V210L34 209ZM32 212L33 211L29 212L28 214H30V213L32 214ZM37 212H33V213H35L34 215H36V216H37V214L39 215V213H37ZM79 212L76 213V214H78L77 216H79V215L82 216L80 214L81 212L80 213ZM95 212H96V215H95ZM21 213H23V212H21ZM71 213H73V211H71ZM23 214H26L27 215V213H25V212ZM31 214H30V219H32L33 217H36V216H31ZM0 216H1V214H0ZM58 216H59V218H58ZM27 217H29V216H27ZM27 217H25V218H27ZM40 217H39V219H40ZM56 218H57V220H56ZM35 219H37V218H35ZM77 219L79 221H75V225H77L78 226L77 228H79L80 231H82L83 229H85V227L83 228L81 226V222H82L81 221V218L78 217ZM119 219L123 220V222H121V220H119ZM24 220H26V219H24ZM33 220L34 219H32L31 222H34ZM55 220H56V222H55ZM61 220H63V221H61ZM27 221L29 223V220L28 219H27ZM42 221H41V223H42ZM72 221H74V219ZM119 221L121 223H119ZM35 222H37V221H35ZM39 222H40V220H39ZM40 225H42V224H40ZM66 225H68V224H65V227H66ZM93 225H95V224H93ZM77 228L76 229L74 228V230L75 231H79V229H77ZM66 229H68V228H66ZM121 233L123 234V237H122V234ZM102 235L105 236L104 234H102ZM94 236H95L94 234H91V238H93ZM118 236H121V237H118ZM118 238L121 241H123V242H119V239ZM2 242L5 243V241H1V243H0V245L3 244V245H1L2 248H4V246H7V244H4ZM121 243L123 244V247H120V246H122ZM14 244L15 243H12V245H10V244L9 245L10 246H13ZM15 246H16V248H15ZM9 247H6L5 248L6 251L11 248V247L10 248ZM19 247L20 246H18L17 244H15L12 247L13 252L11 250L10 251L8 250V251L9 252H12V254L14 253V256L15 255H18L16 257H19L21 261L23 260L22 263H24L25 261H27L28 263L25 262V264H34V263L30 262V260L29 261L27 259L24 260V257L22 256V254L18 253L19 252ZM90 249H91V251L89 252V255H92L90 257L91 260H92L90 263H92V264H98V262L100 260V256H98L97 251H96V249L94 247H91ZM132 249H133V251H132ZM134 249L137 252H139L138 255H137L136 251H134ZM147 251H146V253H147ZM142 252H143V256L146 255V254H144L145 253L144 251H142ZM142 252H141V254H142ZM148 252H150V251H148ZM6 253H8V252H6ZM123 253H125V251ZM128 253H129V251H128ZM152 253L153 252H150V255ZM177 253L178 254L180 253L182 256L180 254H179L180 256H178ZM4 255L5 256H3L2 254L0 255L1 258H2V259L0 258V260L2 261V262L0 261L1 264H7L9 261L11 262V264H19V258H14L11 261L9 259V257H7L8 256L7 254L4 253ZM145 257L146 256H144V258ZM127 259H130V260H127ZM137 260L139 261V259H137ZM152 261H153V263H152ZM134 263H136V262H134Z\"/></svg>",
    "mask_w": 264,
    "mask_h": 264
}]
</instances>
